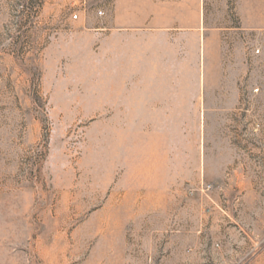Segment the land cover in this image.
Returning a JSON list of instances; mask_svg holds the SVG:
<instances>
[{
    "label": "rangeland",
    "instance_id": "1",
    "mask_svg": "<svg viewBox=\"0 0 264 264\" xmlns=\"http://www.w3.org/2000/svg\"><path fill=\"white\" fill-rule=\"evenodd\" d=\"M0 264H264V0H0Z\"/></svg>",
    "mask_w": 264,
    "mask_h": 264
},
{
    "label": "built area",
    "instance_id": "2",
    "mask_svg": "<svg viewBox=\"0 0 264 264\" xmlns=\"http://www.w3.org/2000/svg\"><path fill=\"white\" fill-rule=\"evenodd\" d=\"M256 52H258V51L256 50Z\"/></svg>",
    "mask_w": 264,
    "mask_h": 264
}]
</instances>
